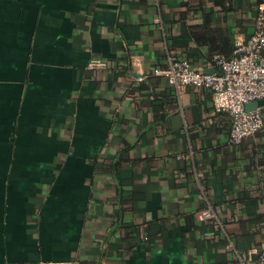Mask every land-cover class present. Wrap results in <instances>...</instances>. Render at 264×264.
<instances>
[{
    "label": "crops",
    "instance_id": "0c3cea01",
    "mask_svg": "<svg viewBox=\"0 0 264 264\" xmlns=\"http://www.w3.org/2000/svg\"><path fill=\"white\" fill-rule=\"evenodd\" d=\"M257 1L0 0V264H261L264 124L154 73L214 71Z\"/></svg>",
    "mask_w": 264,
    "mask_h": 264
},
{
    "label": "built area",
    "instance_id": "2783aa9c",
    "mask_svg": "<svg viewBox=\"0 0 264 264\" xmlns=\"http://www.w3.org/2000/svg\"><path fill=\"white\" fill-rule=\"evenodd\" d=\"M212 61L215 70L204 72L195 69L188 60L169 54L167 67L155 69L154 73L163 74L176 92L185 87L208 91L214 109L230 115L229 138L239 144L258 133L264 124L261 108L245 109L246 103L264 98V1L256 5L255 27L249 38L236 41L230 56L216 53ZM145 77L141 72L135 79L142 81ZM198 217L208 219L214 213L208 207ZM258 258L264 264V247Z\"/></svg>",
    "mask_w": 264,
    "mask_h": 264
},
{
    "label": "water",
    "instance_id": "95a60500",
    "mask_svg": "<svg viewBox=\"0 0 264 264\" xmlns=\"http://www.w3.org/2000/svg\"><path fill=\"white\" fill-rule=\"evenodd\" d=\"M263 106H264V98L246 103L245 109L249 111L256 108H261Z\"/></svg>",
    "mask_w": 264,
    "mask_h": 264
},
{
    "label": "trees",
    "instance_id": "16d2710c",
    "mask_svg": "<svg viewBox=\"0 0 264 264\" xmlns=\"http://www.w3.org/2000/svg\"><path fill=\"white\" fill-rule=\"evenodd\" d=\"M264 0H258L257 3L263 2Z\"/></svg>",
    "mask_w": 264,
    "mask_h": 264
}]
</instances>
